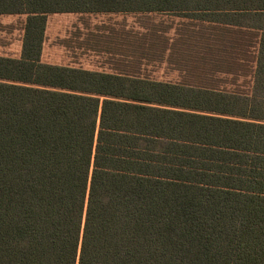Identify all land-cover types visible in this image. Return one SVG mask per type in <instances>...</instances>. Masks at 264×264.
<instances>
[{
    "label": "trees",
    "instance_id": "1",
    "mask_svg": "<svg viewBox=\"0 0 264 264\" xmlns=\"http://www.w3.org/2000/svg\"><path fill=\"white\" fill-rule=\"evenodd\" d=\"M53 13L196 23L149 29L136 67L107 72L42 61ZM0 14L26 15L21 56L0 55V264H264V0H0Z\"/></svg>",
    "mask_w": 264,
    "mask_h": 264
},
{
    "label": "rangeland",
    "instance_id": "2",
    "mask_svg": "<svg viewBox=\"0 0 264 264\" xmlns=\"http://www.w3.org/2000/svg\"><path fill=\"white\" fill-rule=\"evenodd\" d=\"M25 21L24 14H0L1 56H21ZM184 23L196 22L161 13H53L48 16L41 59L90 70L130 71L137 64L126 56L132 41L152 28L173 37ZM139 63L140 71L154 79L180 78L179 71L166 61L143 59Z\"/></svg>",
    "mask_w": 264,
    "mask_h": 264
}]
</instances>
